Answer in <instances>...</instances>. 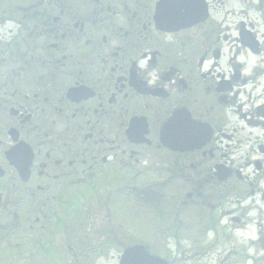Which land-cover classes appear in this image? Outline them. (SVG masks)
Here are the masks:
<instances>
[{
	"label": "flooded vegetation",
	"instance_id": "af4514ba",
	"mask_svg": "<svg viewBox=\"0 0 264 264\" xmlns=\"http://www.w3.org/2000/svg\"><path fill=\"white\" fill-rule=\"evenodd\" d=\"M133 247L264 264V0H0V264Z\"/></svg>",
	"mask_w": 264,
	"mask_h": 264
},
{
	"label": "rangeland",
	"instance_id": "374dc122",
	"mask_svg": "<svg viewBox=\"0 0 264 264\" xmlns=\"http://www.w3.org/2000/svg\"><path fill=\"white\" fill-rule=\"evenodd\" d=\"M167 202H168L167 200H164V205ZM167 205H168L167 207L165 206L163 207L164 217L162 218H160L156 213H153V212L138 211V209L136 208L137 205H135L136 209L131 207V210H134L135 212L133 211V213L130 214L131 221H130L129 229H128L130 236L136 240H140L141 238H143L142 237L143 234L148 235L150 236V240H148V243H150L151 245H154L152 244L151 238L155 235V233L157 232L159 233L161 227L163 230L165 227L168 226L167 217H170V214H172L170 204H167ZM165 235L167 234H164L162 232L161 237L163 238L161 237L156 238L157 243L161 245L160 246L161 250L157 252L158 255H163L164 258L169 259L172 257H180V255L183 254V252L184 253L188 252L187 241H183L181 243V246L178 248V247H175V245L173 244V240H165V237H166ZM177 250L180 251V255L177 254ZM220 253H221V249H210L209 251H207L204 259L205 261H207V259L208 260L210 259V261L206 262L205 264H217ZM35 258L36 259L34 260V262H32V264H48L50 262V259L46 260L41 257L37 258L36 256ZM51 262H52V259H51ZM184 262L185 263H183V261H180L179 264H190V262H188L186 259L184 260ZM18 264H27V258L25 255L21 254L18 256ZM223 264H226V262H223Z\"/></svg>",
	"mask_w": 264,
	"mask_h": 264
},
{
	"label": "water",
	"instance_id": "95a60500",
	"mask_svg": "<svg viewBox=\"0 0 264 264\" xmlns=\"http://www.w3.org/2000/svg\"><path fill=\"white\" fill-rule=\"evenodd\" d=\"M8 159L12 163L10 155ZM120 264H167V262L150 255L143 247H133L122 255Z\"/></svg>",
	"mask_w": 264,
	"mask_h": 264
}]
</instances>
